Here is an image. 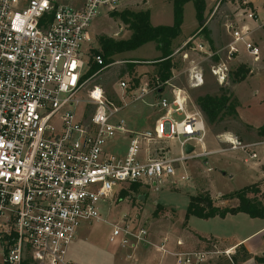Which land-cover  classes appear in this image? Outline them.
<instances>
[{
    "label": "built area",
    "instance_id": "1",
    "mask_svg": "<svg viewBox=\"0 0 264 264\" xmlns=\"http://www.w3.org/2000/svg\"><path fill=\"white\" fill-rule=\"evenodd\" d=\"M117 1L72 6L57 0H0V264H76L68 249L81 225L93 221L110 224L109 243L129 250L134 263L142 264L139 249L146 246L173 255L175 264L219 256L232 261L233 251L214 243L170 251L168 238L153 242L144 223L102 217L99 203L133 185L155 191L175 186L191 179L186 172L177 174L187 161L252 146L225 136L228 148L208 149L204 115L187 109L189 96L179 87L173 86L169 99L158 81L135 88L121 81L116 103L99 85L90 86L96 75L87 76L91 64L107 66L101 53H93L90 29L99 9L113 10ZM247 5V0L238 3L242 20H253ZM225 28L232 38L229 58L242 46L252 62L260 61L247 25L230 21ZM213 72L221 84L228 81L225 64ZM197 74L192 77L199 80ZM148 94L157 98L154 126L128 129L118 113L129 98L136 102ZM175 113L183 114L182 120L173 119ZM117 137L127 140L125 152L106 151L107 142ZM171 142L178 143L179 155H173ZM187 144L194 147L191 153ZM255 156L249 152L250 159ZM176 245L184 242L178 239Z\"/></svg>",
    "mask_w": 264,
    "mask_h": 264
},
{
    "label": "rangeland",
    "instance_id": "2",
    "mask_svg": "<svg viewBox=\"0 0 264 264\" xmlns=\"http://www.w3.org/2000/svg\"><path fill=\"white\" fill-rule=\"evenodd\" d=\"M57 1L64 5L79 6L85 0ZM133 1L118 0L113 10L121 11L128 7L140 10V7H148L153 24H173L174 0H147V5L142 3L144 0ZM214 1L215 4L210 8L207 19L204 16L205 21L202 25L196 18L194 2L190 1L184 5L182 32L173 46L175 52L172 56L175 69L171 79L164 84L161 83L162 86L167 87L163 91V95L169 99H172L173 86L185 90L189 96L187 109L190 112L200 110L196 101L198 97L206 94H230L231 103L238 104L233 87L236 83L233 71L237 67L230 68L228 81L223 84L218 81V77L213 72L214 68L223 64L220 59L223 53L219 50L224 47L227 40L220 39L217 32L213 33L212 26L214 24L220 29L226 19L233 18L235 7L238 6V3L242 4L244 0ZM113 10L106 7L99 9V15L93 21L90 29L93 49H100L99 37L105 36L118 40L129 38L131 35V31L124 23L111 16ZM206 10H208L207 4ZM198 26L200 27L194 31ZM189 35L190 37L187 38ZM154 45L155 43L150 42L136 50L113 56L112 63L98 69L95 77L89 83L90 86L99 85L110 100L118 103L121 97L119 88L121 81H126L131 88H135L140 83H144L146 80L149 82L151 79L156 59L160 57V52L158 55L156 54L157 49ZM184 46H186L185 50L180 51ZM130 68H134V74L129 72ZM249 68L251 70V67ZM257 71L259 69L256 67L253 72L257 73ZM196 72L199 80L195 76L192 77ZM250 74L251 72L248 75ZM134 76L137 79L140 78L138 83L133 80ZM128 101H130L129 105L123 108L116 118L124 119L130 130H144L150 127L157 114V108L154 105L157 98L153 94H148L143 100L132 102V99L129 98ZM183 116V114L175 113L173 119L180 121ZM204 118L207 124L205 140L210 150L228 148L230 145L226 143L225 136L238 138L242 144L254 139V136L250 134L251 130L245 129L237 116L232 113H224L223 117L213 123H210L205 115ZM125 144L124 138L117 137L107 142L105 150L110 153L123 152L126 148ZM172 145L173 155H179L178 143L173 142ZM245 158L246 154L241 150H227L212 153L206 160L187 161L184 168L181 165L177 169V174L181 175L186 172L192 176L191 180L182 181L177 178L179 181L175 186L167 184L159 191L143 187L141 193L143 196L146 195L144 200H141V195L136 193L128 196L114 195L113 200L99 203L100 212L103 218L112 223L126 216L133 224L144 223L150 230V239L153 242L157 243L164 237L169 239L166 247L170 251H177L176 241L178 239L184 242V249H196L214 243L219 250H226L235 242L263 228L264 218H253L240 212L228 214L223 218L217 216L203 219L191 216L186 221V211L190 195L209 190L210 193L220 197L254 184L253 182L256 181L254 174ZM208 168L211 171L207 172ZM231 174L235 176L230 177ZM233 203L231 199H228L221 205L228 207ZM158 205L162 206L161 211L159 215L154 216L153 212ZM111 230L112 227L108 222L83 223L68 249V258L76 264H130L124 256L125 253L122 252L123 249L109 243ZM248 241L250 244L258 246L257 248L262 247L264 234L250 238ZM244 253L245 251L240 249L239 258H242ZM167 256L163 264H175V258L171 255ZM204 263H208V261L201 264Z\"/></svg>",
    "mask_w": 264,
    "mask_h": 264
},
{
    "label": "trees",
    "instance_id": "3",
    "mask_svg": "<svg viewBox=\"0 0 264 264\" xmlns=\"http://www.w3.org/2000/svg\"><path fill=\"white\" fill-rule=\"evenodd\" d=\"M193 1L196 18L200 25L205 21L204 12L206 9V0H174V21L172 25H153L151 23L149 10H113L111 16L119 19L131 31L129 38L114 39L109 37H99L100 49H95L93 53H101L104 58V65L113 62V56L138 49L144 44L153 42L157 50L161 53L160 57L156 59L152 77L149 79V84L154 86L157 81L160 83L167 82L173 75L175 63L173 61V54L175 52L174 43L181 35L182 25L184 20V5L187 2ZM250 7V3L247 5ZM184 46L180 51L185 50ZM179 51V52H180ZM102 66L96 63L91 64V68L87 76L96 74ZM134 68H130V73L134 74ZM250 72V69L244 65H239L234 71L233 76L235 81L244 80ZM134 76L133 80L138 83V79ZM137 85V84H136ZM164 90L165 86L161 87ZM202 114H204L210 123L215 122L223 117L224 113H232L237 115V103H231L230 94H218L198 97L196 101ZM258 134L264 136V125L258 129ZM142 187L133 185L127 190L121 192V196H128L129 194H140ZM221 199H234L238 202L236 206L220 207L216 205V201L211 197L208 191L200 192L195 195H190L189 204L186 211V221L191 216H197L203 219L213 217H226L228 214L246 213L253 218H264V204L262 202V192L257 184L246 186L231 194L224 195ZM162 206L158 205L153 212L154 216L159 215ZM251 255L245 252L240 260H247ZM256 261L264 262V257H255ZM234 260H238L237 257Z\"/></svg>",
    "mask_w": 264,
    "mask_h": 264
},
{
    "label": "crops",
    "instance_id": "4",
    "mask_svg": "<svg viewBox=\"0 0 264 264\" xmlns=\"http://www.w3.org/2000/svg\"><path fill=\"white\" fill-rule=\"evenodd\" d=\"M132 1L133 0H131V2ZM247 1L248 3H250V8L253 10L255 14V19L242 20L244 17L241 12L242 11L241 7L237 6L235 7L234 16H232L233 18L226 19L225 22L223 21L224 24L220 29H218L217 26H214L213 24L212 31L213 33L217 32L218 37H220V39L227 40L224 47L221 48L219 51L223 53L220 58L221 62L225 64V66L229 68V70L230 68L232 69V67L234 68L238 67L241 64L246 65L248 68L251 67V71H250L251 74L248 75L242 81H236V83H234V86H233L235 88V91H234L235 95L238 99V104L236 108V112L238 115L237 118L240 120V122L242 123L245 129L251 130L250 134L254 136V139L252 141H249L246 143V144H252V146L246 149L247 151L243 149H238V150L239 151L241 150L243 153L246 154L245 161L249 164V168L252 170V173L254 174V179L256 181L253 183L257 184L262 192V202L264 204V143H262V140H264V136L262 137L258 134V129L264 125V0H247ZM84 2L82 1L79 6L83 5ZM133 2L136 3V1H133ZM147 2H148L147 0H144L142 3L147 5L148 4ZM206 4H207L208 10L205 11L204 16L207 19L209 10L212 7V5L215 4V1L206 0ZM147 8L140 7V10H149ZM128 9L135 10V9H132V7H128ZM150 18H151V14H150ZM230 21L235 22V23H240L241 25L245 24L247 25L248 28L251 29V38L256 43V45L260 48V61L255 62V63L252 62V57L247 54V52L243 49L242 46H240L239 53H234L232 57L229 58L228 44L232 41V38L227 33L225 25ZM151 23H152V18H151ZM153 25L156 26V25H161V24H153ZM199 27L200 26H198L194 31H196ZM190 35L187 36V38L190 37ZM154 46L156 48V45ZM158 53L159 51L157 50L156 54L158 55ZM256 67L257 69H259V71H257V73H254L253 71ZM153 95L155 96V94ZM156 118H157V115L152 120V125L148 128H152L154 126ZM125 145L127 148V140H126ZM125 150L123 152H125ZM250 151L251 152L254 151L256 153L255 159L249 158ZM234 176H235L234 174H231L230 177H234ZM191 179H192V176H191ZM208 192L210 193L209 190ZM210 195L216 201V205L220 207H225V205H221L223 201L224 202L228 201V200L221 199L224 195H221L220 197L219 195L217 196L212 193H210ZM141 197H144L141 200L146 199V195L145 196L141 195ZM231 202H234L233 205L231 206H236L238 204V202L234 199H232ZM263 234H264V227L252 233L251 235L246 236L244 239L238 242H235L231 246L227 247V249H231L234 253L232 256V261L225 256H219V257H216L210 260V262L208 261V263H204V264H264V262H258L255 259V257H264V245H262V247L260 246L259 248H257L258 246L252 245L248 241V239L250 240V238H254L256 236H262ZM163 239L164 238L160 239V241H158L157 243H160ZM168 242H169V239H168ZM176 247H177V250H181L183 248L177 245ZM240 249H243L245 252L249 253L251 257L247 260H240L241 258H239V255H238V252H240ZM139 250H140L139 251L140 258L143 260L142 264H155V262H158V264H163L164 261L168 257L167 255H171V254H163L162 252H160L159 250H157L156 248L152 246L141 247ZM122 252L125 253L124 256L130 262V264H138V263H134L131 259L128 258L129 250L123 249ZM235 257H237L238 260L235 261L234 260Z\"/></svg>",
    "mask_w": 264,
    "mask_h": 264
},
{
    "label": "water",
    "instance_id": "5",
    "mask_svg": "<svg viewBox=\"0 0 264 264\" xmlns=\"http://www.w3.org/2000/svg\"><path fill=\"white\" fill-rule=\"evenodd\" d=\"M159 94H161V90L159 91ZM193 149H194V147L192 145H190V144L186 145V152L187 153H191L193 151ZM142 198H144V197H140V199H142Z\"/></svg>",
    "mask_w": 264,
    "mask_h": 264
}]
</instances>
